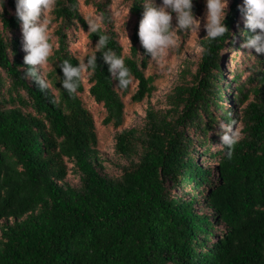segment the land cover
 <instances>
[{
    "label": "trees",
    "instance_id": "1",
    "mask_svg": "<svg viewBox=\"0 0 264 264\" xmlns=\"http://www.w3.org/2000/svg\"><path fill=\"white\" fill-rule=\"evenodd\" d=\"M89 2L105 15L104 28L89 32V40L96 44L107 34V47L132 73L127 87H117L99 52L95 72H87L88 92L105 109L104 123L119 127L132 82L135 102L155 90L145 75L150 55L137 35L143 0H131L136 23L129 55L112 30L107 4ZM8 5L15 11L14 0ZM241 6L240 0L231 3L225 37L200 40L207 53L200 50L194 74L183 67L165 108L148 107L143 127L115 136L120 175L109 174L97 154L94 117L79 96L82 76L71 96L57 81L64 59L80 61L64 53L47 75L54 87L41 92L24 78L28 66L19 38L0 31V67L10 81L6 87L0 78V264H264V55L252 98L239 84V95L219 88L223 51L235 46L236 34L244 41L248 32L238 20ZM52 12L62 43V28L86 27L78 0H55ZM0 20L4 31L20 26L6 8ZM239 80L235 75L232 81ZM232 119L242 132L239 141L210 153L213 167L197 161L198 148L209 152L208 134L219 120ZM68 163L77 184L66 179ZM216 227L221 236L212 241Z\"/></svg>",
    "mask_w": 264,
    "mask_h": 264
},
{
    "label": "rangeland",
    "instance_id": "2",
    "mask_svg": "<svg viewBox=\"0 0 264 264\" xmlns=\"http://www.w3.org/2000/svg\"><path fill=\"white\" fill-rule=\"evenodd\" d=\"M103 2L107 4L108 10L112 20V30L116 34V38L121 44L123 51L126 55L130 54L131 37L133 34V28L136 23V18L131 13V0H78V10L83 17L86 27L77 23L69 27L62 28L66 38L62 43V38L59 34L61 25L59 21L54 19L53 12L46 13V18L49 23V35L51 43L53 44L54 55L50 58L49 65L46 69L47 75L54 69V64L58 62L59 57H63L64 53L70 54L76 57L80 62L85 60V57L92 52V48L95 44L88 38V25L86 18L90 15L98 14L95 6L89 2ZM243 4V0H240ZM233 0H229L228 10ZM155 3L159 4L160 0H155ZM4 8H6L10 15H14V10L8 5V0H5ZM195 15L202 19L199 32L196 34L190 31L177 30L176 46L168 49L166 55L158 60H154L151 57L148 58L147 68L145 69V75L153 78V85L155 90L150 96L145 97L141 102H135L131 99L132 94L136 90V82H132L130 93L123 98L124 102V121L119 127H114L112 123L105 124L104 118H106L105 109L101 104L94 101L88 92L90 87L88 83L87 71L82 74V80L84 84V91L79 96L85 108L94 117L95 132L97 136L96 150L98 156L102 159V164L106 171L111 175H120L118 168L119 164H123L121 158H119L114 151L115 136L123 129H130L132 127H143L146 111L148 107L153 106L156 109L165 108V95L172 89L176 81L179 80V75L183 67H186L190 73L194 74L197 69V63L200 55V40L204 38L207 33L204 28L203 17L206 13L205 0H196V10H193ZM238 20L244 23L242 15L238 16ZM173 27L176 26L175 14H173ZM104 28V25H102ZM0 31L4 38L17 37L21 41V51H23V37L21 32V25L18 29L10 32L2 30L0 25ZM239 33V30H237ZM129 39L130 44L127 41ZM235 46L227 45L223 51L221 60V69L223 71L224 78L220 83L219 88L224 85L226 95L232 96L234 94L239 95L236 88L237 85H242L243 91L249 94V98H252L251 90L257 85L256 72L260 68L259 60L264 54H256L254 50L246 49L242 47L244 41L241 39V35L234 36ZM11 57V56H10ZM12 58V57H11ZM240 75L239 83L233 82V77ZM0 78L3 79L5 86L10 83L6 72L0 67ZM190 76H187V80ZM230 84L231 90L226 88V85ZM55 93L57 90H54ZM230 91V92H229ZM227 102V100H225ZM228 103V102H227ZM245 104L239 106L238 111ZM220 122V120H219ZM236 127L240 129L239 123ZM220 131L219 123L214 127V131L208 134L207 144L209 145V152L202 154L204 148L197 149V161L203 163L206 166H215V160L210 158V153H213L221 147L220 137L216 133ZM72 165L68 163V173L66 179L72 183H78V177L70 168ZM221 236V227L215 228V236L212 241H215Z\"/></svg>",
    "mask_w": 264,
    "mask_h": 264
},
{
    "label": "clouds",
    "instance_id": "3",
    "mask_svg": "<svg viewBox=\"0 0 264 264\" xmlns=\"http://www.w3.org/2000/svg\"><path fill=\"white\" fill-rule=\"evenodd\" d=\"M5 0H0V14L3 13ZM14 14L21 25L23 37V57L27 70L24 78L33 80L41 92L54 87L47 78L46 69L50 58L54 55L53 44L49 35V23L45 14L50 13L55 6V0H14ZM206 13L203 17L206 37L209 42L225 37L229 29L225 23L228 15L229 0H205ZM241 11L244 18V26L248 30L242 47L254 50L256 54H264V0H243ZM173 14H175L176 26L173 27ZM2 21V20H0ZM103 12L90 15L86 18L88 31L98 33L104 24ZM202 19L193 12V0H143V13L138 24V38L147 54L154 60L166 55L168 49L176 46L177 30L198 33ZM248 33H252L249 35ZM127 41L129 39L127 37ZM109 36L99 35L91 54L82 62L73 64L64 59L59 68L63 77L57 76L62 88L71 96L77 92L81 76L84 72H95L97 68V53H101L102 59L108 65L111 77L118 81L117 87L125 88L132 81V73L126 65L123 56L118 55L108 48ZM201 52L207 53V49L200 46ZM55 71V70H54ZM237 121H220L216 133L220 137L221 144L231 149L241 138L242 132L236 127ZM229 150L227 155L231 157Z\"/></svg>",
    "mask_w": 264,
    "mask_h": 264
}]
</instances>
